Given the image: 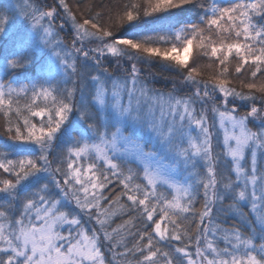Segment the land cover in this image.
Wrapping results in <instances>:
<instances>
[{"label": "snow or ice", "instance_id": "snow-or-ice-1", "mask_svg": "<svg viewBox=\"0 0 264 264\" xmlns=\"http://www.w3.org/2000/svg\"><path fill=\"white\" fill-rule=\"evenodd\" d=\"M75 7L0 5V264H264V0Z\"/></svg>", "mask_w": 264, "mask_h": 264}, {"label": "trees", "instance_id": "trees-1", "mask_svg": "<svg viewBox=\"0 0 264 264\" xmlns=\"http://www.w3.org/2000/svg\"><path fill=\"white\" fill-rule=\"evenodd\" d=\"M11 2H12V3H16L17 0H11ZM68 2H69L71 5H73V11H77V9H76V7H75L76 0H68ZM7 3H9V0H0V5H4V4H7ZM67 32H68V30L65 29V33H62V34H61L62 37L66 40V42H67L68 39H69V37L67 36ZM151 87L157 88V85H156L155 83H153V84L151 85ZM171 88H172V85H168L165 91H169V90H171ZM244 210H245L246 212L248 211L247 208H245ZM116 222L119 223V219H117ZM228 223L231 224L232 221L229 220Z\"/></svg>", "mask_w": 264, "mask_h": 264}, {"label": "rangeland", "instance_id": "rangeland-1", "mask_svg": "<svg viewBox=\"0 0 264 264\" xmlns=\"http://www.w3.org/2000/svg\"><path fill=\"white\" fill-rule=\"evenodd\" d=\"M157 85L156 89H159L161 91H165L168 85H172L171 80H166L160 76H158L154 82ZM151 86V85H150Z\"/></svg>", "mask_w": 264, "mask_h": 264}]
</instances>
